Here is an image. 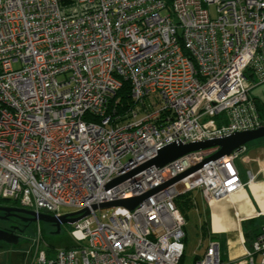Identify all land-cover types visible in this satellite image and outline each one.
I'll use <instances>...</instances> for the list:
<instances>
[{"label":"built area","instance_id":"2783aa9c","mask_svg":"<svg viewBox=\"0 0 264 264\" xmlns=\"http://www.w3.org/2000/svg\"><path fill=\"white\" fill-rule=\"evenodd\" d=\"M262 83L264 0H0V199L58 218L62 207L91 212L73 225V247L37 249L29 264H182L177 197L198 190L211 206L250 186L257 174L243 181L240 152L134 210L93 206L140 196L218 151L105 190L157 148L264 127L250 95ZM127 84L133 104L121 112L113 100ZM242 245L225 261L212 239L195 264H264V225Z\"/></svg>","mask_w":264,"mask_h":264},{"label":"rangeland","instance_id":"374dc122","mask_svg":"<svg viewBox=\"0 0 264 264\" xmlns=\"http://www.w3.org/2000/svg\"><path fill=\"white\" fill-rule=\"evenodd\" d=\"M205 6L210 12L211 18H217L216 6ZM15 67L18 68L19 65H15ZM250 95L255 98L258 103L263 104L264 83L255 86L250 91ZM263 143L264 139L253 141L245 146L246 150L244 152H240V157L237 163L244 182L247 181L246 172L249 169L255 170L256 168V165L248 161V159H252L256 155V152L252 151V149ZM246 189L248 190L249 188L246 187ZM190 198L193 199L194 207L188 210L187 218L184 216L186 219V239L184 241L185 254L181 263L195 264L204 256L206 248L209 246L212 239L220 243L222 257L225 261H229L230 255L235 251L242 255L244 253L242 246L239 243L234 244V242L240 239V234L244 235L246 241L250 239L254 233L252 230L259 227L261 223L259 220L264 216L259 215L255 216V218H243L240 221L239 231L216 235L212 230L211 218L213 208H211V206L215 202L224 203V201H215L210 206L208 202L202 198V195L198 190L189 193L186 200H189ZM235 209L236 207L234 206H227L226 208L227 215L233 220L235 219L234 214H236ZM60 211L63 215H66L74 213L75 209L62 207ZM102 213H106V211L99 212L98 215L101 216ZM73 228V225L64 224L58 233L56 226L53 224L44 221L31 223L21 233L20 239L17 243L9 244L6 242H0V264H29L32 255L37 249L54 251L55 249L71 248L75 245V241L70 234ZM260 260L261 257L257 256L255 258L256 264H260Z\"/></svg>","mask_w":264,"mask_h":264},{"label":"water","instance_id":"95a60500","mask_svg":"<svg viewBox=\"0 0 264 264\" xmlns=\"http://www.w3.org/2000/svg\"><path fill=\"white\" fill-rule=\"evenodd\" d=\"M261 139H264V127H260L254 130L234 132V133L228 134L223 137L207 139L201 142L197 140V141H193L188 144H183L180 139H177L169 144H166L160 148H157L158 155L156 157L150 159L149 161L141 164L140 166L132 169L131 171L105 184L104 185L105 190H108L114 187L115 185H118L124 182L125 180L139 173L142 170H145V169H148L154 166L157 167V169L160 167H164L167 164L175 161L176 159L190 152L208 150V149H214V148H218V151L212 156H210L209 158H207L206 160H204L203 162L178 174L177 176L167 180L166 182L158 185L157 187L147 191L146 193L140 196L99 203L100 206H93V210L96 211L99 208L107 209L111 207H120V206L126 207L130 211L134 210L144 200L148 199L150 196L168 187L169 185H172L173 183L177 182L183 177L193 173L194 171L206 165L211 164L212 162L224 156H229L234 152H241L248 143L261 140ZM0 211L29 214L33 217L32 219H30L31 222L34 223L38 221H44V222L53 224L56 226L58 233L60 232L62 225L64 224L74 225L75 223L87 218L91 214L90 210L86 209L83 211L66 214L58 218V217H55L49 214H37L35 212H29V211H26L25 209H19V208H9V207L0 206ZM12 238H13L12 234L0 229V242L14 244L19 241L17 237H15V239H12Z\"/></svg>","mask_w":264,"mask_h":264},{"label":"bare ground","instance_id":"6f19581e","mask_svg":"<svg viewBox=\"0 0 264 264\" xmlns=\"http://www.w3.org/2000/svg\"><path fill=\"white\" fill-rule=\"evenodd\" d=\"M250 191L262 211V214H264V183H251ZM223 201L224 203L215 202L212 205V230L217 235L239 231L240 221L243 218L252 216L251 211L246 207V205L251 206V200L246 190H241ZM227 206L238 207L234 215V220L227 215ZM240 236L242 237V234H240Z\"/></svg>","mask_w":264,"mask_h":264},{"label":"trees","instance_id":"16d2710c","mask_svg":"<svg viewBox=\"0 0 264 264\" xmlns=\"http://www.w3.org/2000/svg\"><path fill=\"white\" fill-rule=\"evenodd\" d=\"M163 1L166 2L168 6H171L174 0H163ZM119 99H120L119 104L122 106V107L119 108V110L121 112L125 111L126 108L132 106L133 103H132V100H131V95H130V92H129V85L128 84L121 91H119L117 93L116 97L113 100V103H116L117 100H119ZM257 105H258V108H259L261 116L264 117V103L263 104L262 103H257ZM188 195H189V193L185 194V195H181V196L177 197V199H176L177 207L180 209V211L182 212V214L186 218L188 217V210H190V208L194 207L193 199L190 198L189 200H186ZM7 203H11V201L0 199V204H7ZM12 204L19 206L17 203H12ZM259 221H261V223H260L258 228L256 227L254 230H252L254 233L251 236V238L248 239L247 241L245 240L247 246H250L251 243L253 242V240L259 234L261 228L264 225V217H261V220H259ZM247 237H248V235H247ZM48 252H49V254L53 253V251H51V250L50 251L48 250ZM183 258H184V255L182 257V260H183Z\"/></svg>","mask_w":264,"mask_h":264},{"label":"crops","instance_id":"0c3cea01","mask_svg":"<svg viewBox=\"0 0 264 264\" xmlns=\"http://www.w3.org/2000/svg\"><path fill=\"white\" fill-rule=\"evenodd\" d=\"M252 151H255L256 155L252 159H248V161L252 162V164L256 165V168H255V170H252V169H249V170H252L254 173L257 174V179L255 180L256 183H264V143L259 145V146H257V147H254L252 149ZM247 187L249 188L248 190L246 188L243 189V190L247 191V193H248V195L250 197V200H251V206L246 205L247 209H249L251 211V214H252L251 217L255 218V216L264 215V214H262V211L260 210L256 200L254 199L253 195L251 194L250 186H247ZM234 207H236V206H234ZM211 208H213V207L211 206ZM237 209H238V207H236V209H235L236 211L235 212H237ZM243 240L245 241V237L242 234V237L240 236V239L237 240L236 242H234V244L239 243L242 246L243 251H244V247L242 245V241ZM241 256H242L241 253H236V251H235V252L232 253V255H230L229 259L240 260Z\"/></svg>","mask_w":264,"mask_h":264},{"label":"flooded vegetation","instance_id":"af4514ba","mask_svg":"<svg viewBox=\"0 0 264 264\" xmlns=\"http://www.w3.org/2000/svg\"><path fill=\"white\" fill-rule=\"evenodd\" d=\"M1 207L19 208L26 211L33 212L30 209L23 208L21 206L13 205L12 203L0 204ZM33 217L29 214L12 213L0 211V229L13 235L12 239L17 237L20 239L21 233L31 223L30 219Z\"/></svg>","mask_w":264,"mask_h":264}]
</instances>
